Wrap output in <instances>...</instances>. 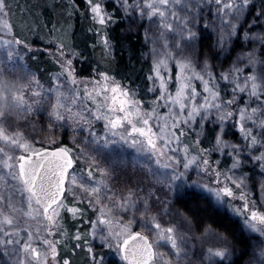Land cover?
I'll use <instances>...</instances> for the list:
<instances>
[{
  "label": "snow or ice",
  "instance_id": "6c2138e0",
  "mask_svg": "<svg viewBox=\"0 0 264 264\" xmlns=\"http://www.w3.org/2000/svg\"><path fill=\"white\" fill-rule=\"evenodd\" d=\"M84 5L91 26L79 45L53 36L57 29L51 25L53 47L47 51L59 72L47 88L34 73L27 82L0 79V248L10 264H73L84 249L88 264H109L105 248L125 264H236L228 235L209 228L194 243L183 213L175 215L187 231L177 226L180 221L160 222L174 215L168 207L173 199L195 198L197 188L208 189L202 182L208 175L217 201L242 202L234 212L259 237L248 264H264V179L260 196L249 195L256 175L264 178V0L259 6L254 0H84ZM79 7L72 0V8ZM10 13L8 0H0V46H8L9 57L18 55L17 46L32 52L33 45L16 34ZM132 17L131 23L149 24L140 25L148 44L143 80L134 71L118 77L99 67L81 78L77 64L98 46L114 54L110 29ZM211 34L216 40L209 52L201 44ZM32 103L48 117L33 131L47 136L29 139L15 126L24 113L39 111ZM69 125L72 147L57 136ZM77 129L87 135L77 137ZM100 144L132 146L137 154L132 164L146 170L151 183H133L135 177L122 171L126 159L101 160L94 147ZM154 205L163 206L154 212ZM138 220L139 230H133Z\"/></svg>",
  "mask_w": 264,
  "mask_h": 264
},
{
  "label": "trees",
  "instance_id": "16d2710c",
  "mask_svg": "<svg viewBox=\"0 0 264 264\" xmlns=\"http://www.w3.org/2000/svg\"><path fill=\"white\" fill-rule=\"evenodd\" d=\"M11 1L16 11L15 17L18 25L23 29V26L26 24L25 29L28 31L29 25L32 26V31H29V35H32L31 42L33 45L50 46L48 44L50 40L48 33L52 31L51 25H54L57 29V31H53V36L56 35L55 33L58 34L59 30H66L69 33L68 37L72 38V45H79L81 34L91 26V21L83 13L84 0H76V3L80 5L78 9L72 8V0H8V3ZM254 2L259 6L260 0H254ZM121 16L123 17V14ZM132 19L135 18H122L110 29V35L117 42L114 54L109 55L98 46L91 52L90 58L87 61L77 64V73L80 77L94 75L93 70L99 67L100 71H109L118 77L119 74H127L134 71L143 80L144 73L148 71L149 63L145 59L148 53V44L144 40L142 32L143 28L149 27V24L147 21L131 23ZM141 23L143 24V28L140 26ZM19 26L18 28H20ZM256 30H259V26H256ZM215 40V35L211 34L203 40L201 47L205 51L211 52V46L215 44ZM236 47L237 51H239L240 45ZM35 57L36 59L33 62L36 71H40L46 78L49 76V73L56 72L57 67L54 65L55 62L46 57L45 54L38 52ZM222 60L224 62V57L216 61ZM188 139L190 140L191 138ZM61 142L69 146L66 138ZM116 149H105L107 152L105 153V159H125L118 152L119 150L115 151ZM122 171L128 177H135V174L139 176L142 172L131 161L123 167ZM162 206L154 205L153 210L155 209L159 212ZM168 207L171 211L182 212L187 218L189 217L191 222H193L194 230L197 234L211 228L228 235L233 244L240 248L241 255L242 253H247L243 255L242 260L240 259V255L236 259V264H244L251 255L252 241H250L245 231L241 229V223L229 214L217 209L210 200L206 199L199 192L196 193L195 198L173 199ZM68 223L70 233H72L74 222L70 221ZM81 253L82 251H78V254L74 255L73 261L80 259L83 264H86L88 260L87 258L85 260L83 257V259L80 258L84 255ZM105 253L107 252L105 251ZM109 264L113 263L109 262Z\"/></svg>",
  "mask_w": 264,
  "mask_h": 264
},
{
  "label": "rangeland",
  "instance_id": "374dc122",
  "mask_svg": "<svg viewBox=\"0 0 264 264\" xmlns=\"http://www.w3.org/2000/svg\"><path fill=\"white\" fill-rule=\"evenodd\" d=\"M9 5L11 7V13L8 17V19L10 20V22L15 26V32L16 34L24 40H27L29 43L32 44V35H29V31L27 29H25V24L23 26V29L21 26L18 25L17 23V19L15 17L16 15V11L15 8H13V3L12 1L9 2ZM18 26L20 28H18ZM3 34V30L2 27H0V35ZM31 34V33H30ZM57 37H59L65 44L67 45H72L71 42V37L69 36V33H67L66 30H59L58 34L55 33ZM6 39H9L10 36H6ZM50 41V40H49ZM48 44H50V42H48ZM33 45V44H32ZM53 45L50 44V46H39V45H33V50L32 52H26L25 50H23L22 47L17 46L18 48V55L14 54L13 56L9 57L8 55V46L7 45H3L0 46V72L3 73V76H0V79L3 78H7L8 80H13V81H23V82H27V80L30 78V76L34 73L41 81V83L44 85L45 88H47L49 86V82L52 80V78L59 72V68L58 66L54 63V65L57 67L56 72H51L49 73L48 77L46 78L43 74L40 73V71H36L35 67H34V62L33 60L36 59V54L38 52L45 54L46 57H49L52 61H54L49 53H48V49L52 48ZM233 56H235V53L233 54ZM55 62V61H54ZM222 61H216V64L219 65L220 63H222ZM81 78H86V77H81ZM24 95L26 99L32 100V94L28 89L24 90ZM84 103L87 104L89 103V101L87 100V98H85ZM34 109L39 107V111H35V112H28V113H24L23 115L26 117L25 119H15V126L19 127V129L21 131L24 132L25 136H27L29 139L34 136V135H42V136H47L48 133L47 132H37V131H33V128H39L41 126H43L45 124V122L48 120L47 115L44 112V108L40 107L39 105H37L36 103H32L31 105ZM163 111V109H162ZM29 122L32 123V127H29ZM73 125H69L68 127L64 128L62 133H57V136L59 137L60 141H62L63 139H67L68 143H69V147H72V139H73ZM96 127L99 129L101 127L100 124H97ZM87 135L86 131H80L79 129H77L76 131V136L77 137H84ZM48 147H52V145H46ZM96 149V155L101 159V160H106L105 159V153H107L105 151V149H109V150H113L115 148H117L115 151L121 154V156L125 159H127L129 162L133 161L136 158V150L130 146V145H125L123 147L119 146V145H110V146H104L103 144L100 145H95L94 146ZM142 171V170H141ZM245 171H247V169H245ZM192 178L193 179H197V177L195 176V174H192ZM264 179L261 178L258 174L255 177V180L252 181V191L249 193L250 196H260V191H259V182ZM135 182H139V181H143V186H148L151 182L148 179V173L146 170H143L141 172V174L138 176L137 174H135ZM203 183H207L208 184V189H204V188H197L196 189V193H200L202 196H204L206 199L210 200L211 203L220 211L222 210L223 212L229 214L231 217L235 218L236 220H238L241 223V229H243V231H245V233L247 234V236L250 238V241H252L251 244V255L248 257V259L245 261L244 264H248L249 259L254 255V253L258 250L259 247V237L258 234H254V233H250L246 228L243 227L244 225V221H243V217L239 216L237 213L234 212V208L235 207H239L240 204L242 203L238 198H228L225 197V199L230 200L231 202L229 204H224L222 201H217L214 192L210 191V189L216 187V185L214 184V178L211 175L205 176L203 178ZM235 190V189H234ZM257 203H259L260 201L257 200ZM95 211V210H93ZM154 212H158L155 209L153 210ZM174 213V215L172 217L169 216H161L160 217V222L162 224H167L170 221L175 223L177 221H180V223L177 225L179 228H181L184 231L188 230V225H186L184 223V221L181 220L179 215H175V213H182V212H177V211H172ZM91 215V214H90ZM185 216V215H184ZM186 217V216H185ZM92 218L94 219V215L92 216ZM128 217H125V219H127ZM187 218V217H186ZM187 221L190 222V227L192 229V232H189V238L195 243L196 241L202 239L206 233V230L203 233H199L197 234L194 230V225L193 222H191V220L189 219V217L187 218ZM75 223V222H74ZM87 225V221H85V226ZM69 223L66 224V227L68 229V232L70 233L69 230ZM90 231V229H88ZM133 230H139V220L137 221L136 224L133 225ZM195 233V236L192 235V233ZM150 239L153 238V235L151 233H149ZM98 243V242H97ZM236 251L234 253V259L236 260L240 255H241V250L240 248L236 247ZM166 253L171 254L170 249L166 246L163 249ZM78 251H82L81 254L82 255L80 258H84V260L87 257L86 254V249L84 250H78ZM107 252L106 254V260L108 262H111L113 264H123L125 263L122 258L120 257L119 254L115 253V250H109L107 248L104 249V252ZM200 254V250L199 248H197L193 259H195L196 256H198ZM82 258V259H83ZM0 264H10V261L8 260V257L5 255L4 251L2 248H0ZM73 264H83L82 260L80 259H75V261H73ZM85 264V263H84ZM86 264H88V261H86Z\"/></svg>",
  "mask_w": 264,
  "mask_h": 264
}]
</instances>
